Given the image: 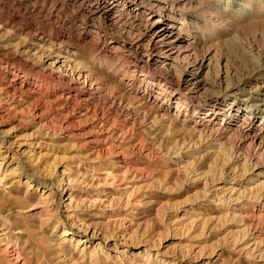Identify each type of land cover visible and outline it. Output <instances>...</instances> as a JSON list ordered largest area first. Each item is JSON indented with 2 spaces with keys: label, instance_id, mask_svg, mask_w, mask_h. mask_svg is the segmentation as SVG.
<instances>
[{
  "label": "rangeland",
  "instance_id": "obj_1",
  "mask_svg": "<svg viewBox=\"0 0 264 264\" xmlns=\"http://www.w3.org/2000/svg\"><path fill=\"white\" fill-rule=\"evenodd\" d=\"M244 1L246 11L234 13L224 1L196 0L190 26L238 72L261 63L245 54L241 39L264 33V0ZM85 10L80 0H0V66L37 88L17 91L19 134L33 135V143L0 184V264H264V253L239 251L259 221L253 208L261 193L230 195L220 189L229 182L245 188L247 167H237L235 155L250 156L255 146L236 153L229 144L211 142L196 130L194 109L193 121L162 118L141 97L153 67L144 68L150 72L146 79L128 71L137 60L134 53L110 55L94 31L101 40L122 39ZM35 33L44 36L37 48L50 59L66 48L75 52L69 74L49 69L39 51L29 52ZM79 70L95 84L94 92L78 82ZM216 72L217 67L210 81ZM0 81L7 83L3 76ZM158 90L159 85L153 95ZM39 100L49 110L45 125L37 128L31 105ZM80 110L86 112L83 120L77 118ZM176 110L173 106L170 114ZM96 120L104 122L102 135L92 124ZM94 137L99 142H90ZM111 150L125 157L127 168L116 166ZM231 168H238L236 175L226 173ZM12 246H18L20 262L12 260Z\"/></svg>",
  "mask_w": 264,
  "mask_h": 264
},
{
  "label": "bare ground",
  "instance_id": "obj_2",
  "mask_svg": "<svg viewBox=\"0 0 264 264\" xmlns=\"http://www.w3.org/2000/svg\"><path fill=\"white\" fill-rule=\"evenodd\" d=\"M80 1L81 6L86 7L85 12H87L88 15L91 17L99 16L104 19L122 39V43H119L118 40L113 38L110 40H101L102 34H99L100 31H94V33H97L98 41H103V46L107 45L110 55L124 54L122 52L126 50L133 52L137 60L126 68L128 71H132L134 75H137L138 78H148L150 72L147 73L144 68L153 67L155 72H152V78L149 77L151 79L150 85L147 87L146 91L144 90L145 92L141 97H143L142 99H144L146 103L156 107L158 109V114L162 118L169 116L172 121L177 119L189 121L191 119V110L194 109L195 112H193L192 117L195 119L196 130L200 134L207 135L211 142L220 146L229 144L236 153L239 151V148L242 146L244 147V145L251 144L255 146L256 151L254 153L252 152L253 154L250 156H242L241 154L235 155L233 153L236 159L234 164H237V167H239L240 164L247 167L246 178L244 180L247 182V184H245L246 186L244 185L245 188H241L242 181L241 184L229 182L226 183L225 186L219 187L221 190L227 191V194L228 191H230V195L236 192L254 194L255 191H259L261 193V197L258 195V197L256 196L258 200L253 208L254 214H258L256 216L259 221L257 220L258 222L252 225V229H250L251 232L248 235L246 234V237L239 243V251L248 256L261 255L262 257L264 253V228L263 225H260V219H262L263 223L264 161H262V154L264 153V44L259 46L257 45V41L264 40V33H255L247 37V39H241V45L243 46L245 54L258 58L261 63L250 68L248 71L238 72L231 70L228 67L227 61L224 62V60L218 56L219 54L217 50L214 49V45H207L198 34L190 31V26L196 21V11L194 12L195 5L193 4L196 0ZM218 1H224L225 8L234 13L245 12L247 9L246 6H244V0ZM212 35L216 38L215 33ZM31 41L32 43L28 46L29 52L34 51L35 53L39 51L40 59L44 58V64L48 65L49 69L53 70L57 68L58 71V69L62 70L64 68L67 74L70 73V64L75 54L73 50L66 48L63 50L62 55L56 59H50V57L44 56L42 51L39 50L42 44L45 43L42 34L35 33ZM57 46L59 47V45ZM40 59L38 58V60ZM215 67H217L218 73H214L216 77L214 81H210V75ZM2 76L7 80V83L0 81V93L6 95L4 96L5 101L0 99V175H3L0 179V184L15 171L16 168L13 166L16 163V159L20 155L30 151L27 149L32 150L30 147L33 143V140H31L33 135L19 134L21 132V121L18 118L16 109L21 106V97L17 96V91H21L24 88L28 90L37 89L33 81L23 80L18 74L12 71L11 68L4 69L0 66V77ZM89 78L90 77L82 70L76 72V79L78 82L81 81L83 86H89V91L94 92L97 88L94 83H90L91 80ZM157 85H159V90L153 95V90ZM140 93H142L141 90ZM69 97L70 94L68 95V98ZM31 106L34 107L32 110L37 112V115H35L37 116L34 122L35 126L40 127L45 125L46 121L43 118L44 114H46L45 111L49 110L47 104L41 103L39 100L38 103ZM173 106H176L177 110L173 114H170ZM78 113V119L83 120L84 117L86 118V112L80 110ZM196 113L199 114L197 119ZM66 119L69 120V118ZM191 121L193 120L191 119ZM103 123L104 122L101 121L97 122V120L92 123L96 126V129L100 131L99 134L101 135L104 133ZM36 134H38V132ZM235 136L239 139L232 141L233 137L236 138ZM40 141L39 143L34 142V144L39 146L41 143ZM90 142H99L98 137H94ZM93 148L99 149V145H94ZM113 152L114 151H112V153ZM114 153H116L114 155L116 166L119 168L125 167L127 161L125 157H123L121 153ZM126 171L124 173H126ZM237 172L238 168H231L226 171L229 175L230 173L236 175ZM67 201H69L68 204L70 205L72 199L70 200L68 198ZM78 244H80V240ZM8 251L10 252L12 260L16 262L21 261L18 246H12L8 248Z\"/></svg>",
  "mask_w": 264,
  "mask_h": 264
}]
</instances>
